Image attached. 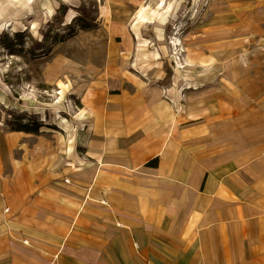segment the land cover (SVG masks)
I'll return each instance as SVG.
<instances>
[{
    "label": "rangeland",
    "instance_id": "obj_1",
    "mask_svg": "<svg viewBox=\"0 0 264 264\" xmlns=\"http://www.w3.org/2000/svg\"><path fill=\"white\" fill-rule=\"evenodd\" d=\"M263 30L264 0H0L1 171L35 180L129 153L145 136L110 135L103 147L88 129L100 101L110 112L159 113L174 137L167 159L188 139L215 160L216 127L243 125L246 91L256 92L247 106L264 133L262 77L245 70ZM169 133L155 137L158 153Z\"/></svg>",
    "mask_w": 264,
    "mask_h": 264
},
{
    "label": "crops",
    "instance_id": "obj_2",
    "mask_svg": "<svg viewBox=\"0 0 264 264\" xmlns=\"http://www.w3.org/2000/svg\"><path fill=\"white\" fill-rule=\"evenodd\" d=\"M259 48L250 50L245 70L261 74L254 87L262 90L264 30ZM254 93L246 91L242 126L230 119L216 127L215 160L212 151L192 152L188 139L167 159L174 137L159 113L110 112L100 101L88 129L103 147L110 135L145 136L129 153L35 180L0 166V264H264V133L247 106ZM166 130L158 153L162 139L155 137Z\"/></svg>",
    "mask_w": 264,
    "mask_h": 264
},
{
    "label": "trees",
    "instance_id": "obj_3",
    "mask_svg": "<svg viewBox=\"0 0 264 264\" xmlns=\"http://www.w3.org/2000/svg\"><path fill=\"white\" fill-rule=\"evenodd\" d=\"M38 128L39 127L36 125L34 127V129H30V128H28V125L26 123H19V125H18V130H23V131H26V132H35V131L38 130Z\"/></svg>",
    "mask_w": 264,
    "mask_h": 264
}]
</instances>
